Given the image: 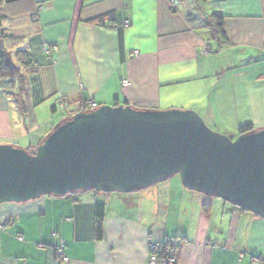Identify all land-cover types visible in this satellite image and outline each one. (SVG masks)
<instances>
[{
    "label": "crops",
    "instance_id": "obj_1",
    "mask_svg": "<svg viewBox=\"0 0 264 264\" xmlns=\"http://www.w3.org/2000/svg\"><path fill=\"white\" fill-rule=\"evenodd\" d=\"M185 1L0 0L1 43L25 89L0 78V145L35 151L88 100L194 110L233 140L264 128V0L206 2L225 40L206 26L212 14L195 23ZM164 239L182 244L179 264H264V219L180 183L0 205V264H147ZM62 244L69 263L57 258Z\"/></svg>",
    "mask_w": 264,
    "mask_h": 264
},
{
    "label": "water",
    "instance_id": "obj_2",
    "mask_svg": "<svg viewBox=\"0 0 264 264\" xmlns=\"http://www.w3.org/2000/svg\"><path fill=\"white\" fill-rule=\"evenodd\" d=\"M182 186L264 219V128L235 140L194 110L103 105L59 122L34 153L0 145V205Z\"/></svg>",
    "mask_w": 264,
    "mask_h": 264
},
{
    "label": "trees",
    "instance_id": "obj_3",
    "mask_svg": "<svg viewBox=\"0 0 264 264\" xmlns=\"http://www.w3.org/2000/svg\"><path fill=\"white\" fill-rule=\"evenodd\" d=\"M204 1L207 2L208 0H204ZM206 21H207L206 26L208 28L212 29V32L215 35H217L220 40H223V39L225 40V33L223 31L224 18L220 14L214 13L211 16H209ZM1 36H2V34L0 33V78L3 80L12 81V82L18 81V84L20 85L19 92L22 95L25 92L24 79H23L22 72L20 71L19 68L15 67V65H13V63L10 61L9 55L6 53L5 48L3 47L2 43H1V38H2ZM19 56H20V60L22 62H24V65H28L30 63V59L28 57L27 52H20ZM25 61H26V63H25ZM86 103H87V101L83 104L82 110L80 112L91 111L87 108ZM55 109H56V106L53 107L54 111H55ZM75 114L76 113L71 114V116L69 118H71ZM255 130L256 129H254L252 125L243 126L239 129V136L249 134L251 132H254ZM29 152L34 153V151H29ZM86 192H95V193H100L103 195H110L109 193H101V192H97V191H86ZM206 208H207V206H206ZM234 208L241 211V212H248V211H244L242 209H238L236 207H234ZM96 214L100 220V222L98 224V230L101 233L102 232L101 221L103 220L104 215H105V204L104 203H97L96 204ZM164 240H169L170 242L174 243V241L171 239H164Z\"/></svg>",
    "mask_w": 264,
    "mask_h": 264
},
{
    "label": "built area",
    "instance_id": "obj_4",
    "mask_svg": "<svg viewBox=\"0 0 264 264\" xmlns=\"http://www.w3.org/2000/svg\"><path fill=\"white\" fill-rule=\"evenodd\" d=\"M174 4L173 2L171 3ZM37 10H42V6L38 5ZM36 20L37 17H34ZM128 25V22L125 23ZM44 52L50 54L52 50L48 49L47 47L43 48ZM263 51H264V44H263ZM211 50L206 49L204 54H210ZM129 85L128 81L123 82V87H127ZM64 102L59 103V107L64 106ZM86 106L89 110H95L100 106L94 100H88ZM22 240V238H19ZM181 243L179 242H170L169 240H161L157 242H152L149 246V257L147 264H179V250L181 248ZM57 258L62 263H69L70 259L66 256L65 253V245L62 244L57 249Z\"/></svg>",
    "mask_w": 264,
    "mask_h": 264
},
{
    "label": "rangeland",
    "instance_id": "obj_5",
    "mask_svg": "<svg viewBox=\"0 0 264 264\" xmlns=\"http://www.w3.org/2000/svg\"><path fill=\"white\" fill-rule=\"evenodd\" d=\"M185 4H186V8L188 9V11H192L193 13H195V16H196V19H197L195 23L200 22V20H202L203 18H205V13H208L209 12V14H213V13H210L211 12V7H212L211 5L212 4H208L204 0H186L185 1ZM181 7H182L181 9L184 10V6H181ZM61 113H62V111H59L58 114H57V115H59V114L61 115L59 117L60 119H61V117L63 115V113L62 114ZM51 116L53 117L52 113H51ZM44 118H46V117H44L42 115L40 117V119H39L40 120L39 122H42V120H44ZM163 183H180L182 185L179 176H176L174 178H171V179H169V180H167L166 182H163ZM196 193H198V192H196ZM125 195H128V194H125ZM207 197H210V196H207ZM48 198H50V196H44V197H41L40 200H42V199H48ZM220 201H222V200H220Z\"/></svg>",
    "mask_w": 264,
    "mask_h": 264
}]
</instances>
